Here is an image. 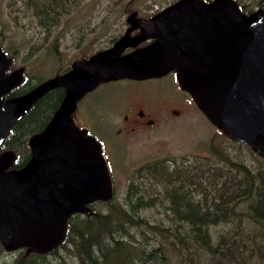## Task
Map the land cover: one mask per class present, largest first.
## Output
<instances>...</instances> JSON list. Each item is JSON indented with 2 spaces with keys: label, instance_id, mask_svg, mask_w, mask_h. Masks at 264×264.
<instances>
[{
  "label": "water",
  "instance_id": "water-1",
  "mask_svg": "<svg viewBox=\"0 0 264 264\" xmlns=\"http://www.w3.org/2000/svg\"><path fill=\"white\" fill-rule=\"evenodd\" d=\"M137 13L127 16L129 27L110 47L15 96L24 67L9 72L12 59L0 47V146L42 96L64 88L45 127L28 140L29 159L17 168L14 151L0 153L6 251L49 253L64 242L74 214H92V203L113 198L101 143L73 119L78 101L101 83L172 71L217 131L264 159V5L246 13L235 0H176L146 19ZM144 41L150 42L137 47Z\"/></svg>",
  "mask_w": 264,
  "mask_h": 264
},
{
  "label": "trees",
  "instance_id": "trees-1",
  "mask_svg": "<svg viewBox=\"0 0 264 264\" xmlns=\"http://www.w3.org/2000/svg\"><path fill=\"white\" fill-rule=\"evenodd\" d=\"M23 1L29 12V24L38 26L47 36L83 0ZM236 1L244 12L254 9L242 0ZM16 2L12 0L11 5ZM262 5L264 0H256L255 8ZM132 10L128 5L124 11ZM2 47L7 54L17 55V51L14 54L10 51V46ZM38 83H31L25 75L23 83L11 94L27 92ZM63 94L62 87L52 89L12 127L0 152L8 149L15 152L14 167L19 168L29 159V137L45 127ZM227 140L259 157L243 143ZM208 151L211 156L181 155L144 162L131 174L125 204L118 205L114 198L93 203L90 206L94 213H76L70 218L66 238L58 248L46 254L21 248L15 250L21 253L4 264H51L49 255H58L60 264H202L199 256L194 255L198 250L209 255L206 264H227L238 258L245 260V238L250 239L251 233L254 235L251 252L262 253L264 243L255 238L259 225L264 223V167L252 169L240 159H233L224 148H218L215 138L210 141ZM258 160L264 163L263 158ZM95 204H100L105 212L95 211ZM153 205L171 209L173 219L170 213H165L162 223L160 217L155 219L156 223H148L140 210L151 211ZM246 218L254 223L251 228L242 224ZM231 224L232 230L222 231ZM155 240L159 241L157 246L152 244ZM61 248L75 256L72 263L60 261L64 258L59 257ZM0 249L4 250L1 245ZM182 249L187 253L173 260L170 252L180 253ZM252 264H264V259Z\"/></svg>",
  "mask_w": 264,
  "mask_h": 264
},
{
  "label": "rangeland",
  "instance_id": "rangeland-1",
  "mask_svg": "<svg viewBox=\"0 0 264 264\" xmlns=\"http://www.w3.org/2000/svg\"><path fill=\"white\" fill-rule=\"evenodd\" d=\"M11 1L0 0V44L10 46L13 54L17 51V55H11L13 57L11 67L24 66V76L26 75L34 84L48 79L60 70L63 71L71 61L82 54L107 46L110 38L119 35L126 26L125 17L129 13L124 11L126 6L129 5V8L133 9L132 11L136 10L139 15H146L145 12L160 10L175 0H83L78 8L66 16L47 36L38 26L29 24L30 16L23 0H17L16 4L12 5ZM242 1L246 2L249 8L256 9V0ZM55 38L58 39L52 44ZM4 52L6 53L5 50ZM110 83L103 85L95 93H88L89 95L79 101L73 119L77 116L76 121L80 123V119L91 127L89 133L103 145L114 184L113 198L118 205L127 202L128 185L136 167L160 157L211 156L208 145L214 138L218 148H224L233 159H240L252 169L264 167V163L259 162V157L255 158L246 148L232 145L227 137L218 135L220 132L216 131L198 110L191 97L179 90L172 73L147 82L145 83L147 86L144 87H139L137 83L126 79ZM179 100L182 102L180 103ZM125 103L132 109L143 108L153 117L154 114L159 115V121L146 131L118 135L115 130L120 126L125 113L121 112ZM172 108L181 109L180 116L169 117L167 114ZM76 121L75 124L78 123ZM216 159L219 160L217 157ZM219 162L223 163V161ZM93 209L97 212H105V208L100 204H95ZM150 210L146 212L140 210L148 223H156L155 219L159 217L162 223L165 213L171 214V209L162 210V207L157 205L150 207ZM169 216L171 219L174 217L172 214ZM242 224L251 228V224L254 223L246 218ZM259 226L255 239L258 243H264V223ZM233 228L231 224L223 227L222 231ZM241 231L245 233L246 229L242 227ZM218 234L220 233L214 236ZM253 236L251 233L250 239L245 238L247 243L243 252L245 260L238 258L237 261L227 264H252L256 260L264 259V249L261 248L260 254L256 250L251 252ZM158 240L153 241L152 244L157 246ZM212 241L215 242V239ZM19 253L21 252L0 249V264L12 261ZM186 253L183 249L180 253L171 251L170 256L176 260ZM194 255L199 256L202 264H206L209 260V255L205 251L198 250ZM61 256L64 257L60 259L61 262L70 263L75 257L63 248L59 249V257ZM48 257L51 264H60L58 255Z\"/></svg>",
  "mask_w": 264,
  "mask_h": 264
},
{
  "label": "flooded vegetation",
  "instance_id": "flooded-vegetation-1",
  "mask_svg": "<svg viewBox=\"0 0 264 264\" xmlns=\"http://www.w3.org/2000/svg\"><path fill=\"white\" fill-rule=\"evenodd\" d=\"M161 10V9H160ZM159 11V9L157 10V11H155L153 14H155V13H157ZM152 14V15H153ZM152 15H150V16H152ZM150 16H145V15H139L138 14V17H140L141 19H146V18H148V17H150ZM127 17V16H126ZM126 17H125V19H126ZM125 28L123 29V32H121L119 35H117V36H113V37H111L110 38V41H108L107 43H108V45L107 46H105V47H103V48H99V49H94V50H92V51H88V53L87 54H82L79 58H77V59H75V60H78V59H81V58H85V57H88V56H90V55H92L93 53H95L96 51H99V50H103V49H106V48H108V47H110L117 39H119L124 33H125V31L127 30V28L129 27V25L125 22ZM107 26V25H106ZM138 33V30L136 29V30H133L132 32H131V35L132 36H134L135 34H137ZM112 38H115V40L112 42L111 41V39ZM150 41H144V42H142V43H140L137 47H142V46H144V45H146L147 43H149ZM136 48V47H135ZM134 49V48H133ZM132 48H129V49H127L125 52H129V51H132L133 50ZM73 62V61H72ZM71 62V63H72ZM70 63V64H71ZM12 64H13V58H12ZM12 64L10 65V67H9V72H11V71H13V70H15L16 68H12L11 66H12ZM69 64V65H70ZM20 67V66H19ZM24 67V66H23ZM70 67L69 66H67L63 71L62 70H60V71H58L57 73H55L54 75H57V74H61V73H63V72H65V71H67L68 69H69ZM24 73H25V67H24V72H23V77H24V79H25V76H24ZM170 73H172L173 75H174V77H175V74H174V72H169L168 74H170ZM168 74H166V75H168ZM53 75V76H54ZM166 75H164V76H162V77H165ZM53 76H51V77H53ZM51 77H49V78H51ZM162 77H158V78H148V79H144V80H130V79H126V80H130V81H133V82H135V83H137L138 85L137 86H139V87H144V86H147V85H145V83H147V82H150V81H153V80H158V79H161ZM122 80H124V79H122ZM176 80V79H175ZM115 81H119V80H115ZM115 81H110V82H115ZM110 82H104V83H101L96 89H94V90H92L91 91V93H95L96 91H98L103 85H107V84H111ZM23 83V82H22ZM21 83V84H22ZM20 84V85H21ZM140 90H142V88L140 89ZM180 90V89H179ZM181 91V90H180ZM183 93H185V94H187V95H189L188 93H186V92H184V91H182ZM90 93V92H89ZM90 93V94H91ZM22 94V93H21ZM88 94V93H87ZM86 94V95H87ZM12 95V94H11ZM85 95V96H86ZM89 95V94H88ZM13 96H15V95H13ZM84 96V97H85ZM83 97V98H84ZM82 98V99H83ZM81 99V100H82ZM81 100H79V101H81ZM79 101H78V103H79ZM179 102L181 103L182 101L181 100H179ZM78 103H77V105H78ZM77 111V110H76ZM129 111V112H128ZM121 112H125L124 113V115L122 116V121H121V123H120V126L119 127H117V130H115V133H117L118 135H123V134H126V135H129V134H131V133H136V132H139V131H141V130H144V131H146L148 128L150 129V128H153L155 125H156V123H157V121H159V118H160V116L158 115H156V114H154L155 115V117H153V115L152 114H149V113H147V111L146 110H144L143 108H137V109H132L129 105H126V103H125V107H124V110H122ZM182 113V110L181 109H175V108H172V109H170L169 110V114H167V115H169V117H178V116H180V114ZM78 118H77V116H76V118L74 119L75 121L77 120ZM165 119H166V117H165ZM167 120V119H166ZM79 121H80V123L78 122V121H76V122H78V123H76V125L78 126V127H80V128H84V129H86L87 130V133L88 134H90V135H92V136H94L93 134H91V133H89V131H91L92 129H90L91 127H89L86 123H84V122H81V120L79 119ZM114 126V125H113ZM115 127V126H114ZM126 128V129H125ZM122 133V134H121ZM95 137V136H94ZM96 138V137H95ZM97 139V138H96ZM98 140V139H97ZM99 141V140H98ZM100 142V141H99ZM101 143V142H100ZM27 144H28V141H27ZM102 145V144H101ZM29 147V146H28ZM102 149H103V145H102ZM2 152V151H1ZM0 152V153H1ZM103 154H104V156L106 157V155H105V152L103 151ZM106 160H107V157H106ZM107 163H108V160H107ZM110 169V168H109ZM111 172V171H110Z\"/></svg>",
  "mask_w": 264,
  "mask_h": 264
},
{
  "label": "bare ground",
  "instance_id": "bare-ground-1",
  "mask_svg": "<svg viewBox=\"0 0 264 264\" xmlns=\"http://www.w3.org/2000/svg\"><path fill=\"white\" fill-rule=\"evenodd\" d=\"M175 1H176V0H175ZM235 1H236V0H235ZM173 2H174V1H173ZM236 2H237V1H236ZM237 3H238V2H237ZM170 4H171V3H170ZM238 4H239V3H238ZM239 7H240V6H239ZM257 8H258V7H257ZM257 8H256V9H257ZM162 9H163V8H162ZM253 10H255V9H253ZM253 10H252V11H253ZM134 11H136V10H134ZM159 11H160V10H159ZM131 12H132V11H131ZM131 12H129L128 15H129ZM154 12H155L154 10L151 11V13H154ZM246 13H248V12H246ZM128 15H127V16H128ZM137 15H138V13H137ZM126 18H127V17H126ZM125 22L127 23L126 19H125ZM127 24H128V23H127ZM128 25H129V24H128ZM0 47H1V45H0ZM1 48H2V47H1ZM8 56H9V55H8ZM10 56H11V55H10ZM10 58L12 59L13 57L11 56ZM20 67H23V66H20ZM20 67H18V68H20ZM18 68H16V69H18ZM23 72H24V71H23ZM177 86H178V85H177ZM179 89H180V88H179ZM180 90H181V89H180ZM181 91H182V90H181ZM186 93H187V92H186ZM189 96H190V95H189ZM190 97H191V96H190ZM191 99H192V98H191ZM193 102H194V101H193ZM194 104H195V102H194ZM195 105H196V104H195ZM196 107H197V106H196ZM197 108H198V107H197ZM198 110H199V109H198ZM199 111H200V110H199ZM200 112H201V111H200ZM201 113H202V112H201ZM204 117H205V116H204ZM215 130H216V129H215ZM216 131H217V130H216ZM218 132H219V131H218ZM221 134H222V133H221ZM224 136H225V135H224ZM30 137H31V136H30ZM30 137H29V138H30ZM225 137H226V136H225ZM228 139H229V138H228ZM28 140H29V139H28ZM230 140H231V139H230ZM28 146H29V144H28ZM96 202H98V201H96ZM96 202H94V203H96ZM92 204H93V203H92Z\"/></svg>",
  "mask_w": 264,
  "mask_h": 264
}]
</instances>
